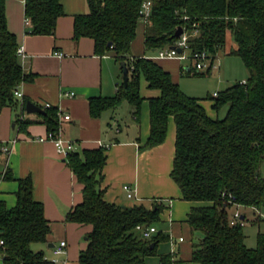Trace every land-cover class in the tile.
<instances>
[{
  "label": "trees",
  "instance_id": "1",
  "mask_svg": "<svg viewBox=\"0 0 264 264\" xmlns=\"http://www.w3.org/2000/svg\"><path fill=\"white\" fill-rule=\"evenodd\" d=\"M62 1L26 0L29 33L54 36L58 19L65 16ZM146 1L87 0L89 12L75 17L73 39H92L98 56L113 53L129 72L128 85L123 83L115 97L91 100V115L99 117L105 110L128 102L139 122L145 100L141 96L142 81L151 90L160 91L159 97L149 100L151 130L142 150L165 143L173 118L176 153L171 177L184 201L206 204L193 208L188 215L187 223L197 238L192 261L264 264V233L258 234L256 247L250 248L246 244L247 217L243 220L240 213L242 221L233 224L238 208L259 211L264 207V0H150L151 16L144 24L149 51L158 53L172 47L180 38L175 36L179 28L190 35L197 32L188 42L191 55L205 52L215 61L226 51L230 37L237 45L230 54L242 60L249 77L210 98L218 114L215 120L200 100L185 94L160 64L132 57ZM209 73L195 74L206 77ZM30 77L21 64L17 37L8 28L6 0H0V112L20 105L16 92ZM26 103L22 101L23 110ZM45 112L40 116L41 123L48 132H58L59 110L53 107ZM35 123L18 116V132L26 133ZM4 146L0 142V164ZM66 161L83 186V201L70 211L67 221L91 227L80 264H146L148 258L157 256L160 264H184L173 254L159 255L158 247L169 240L167 235L160 232L145 239L137 231L138 226H158L164 205L152 210L143 206L127 209L105 200L100 187L107 162L104 149L75 151ZM4 179L14 180L11 169ZM17 199L12 209L0 202L3 264H53L43 250L32 249L33 244L47 243L51 227L43 204L34 198L31 178L19 181ZM232 209L236 210L233 214ZM260 220L258 217L253 222Z\"/></svg>",
  "mask_w": 264,
  "mask_h": 264
},
{
  "label": "crops",
  "instance_id": "2",
  "mask_svg": "<svg viewBox=\"0 0 264 264\" xmlns=\"http://www.w3.org/2000/svg\"><path fill=\"white\" fill-rule=\"evenodd\" d=\"M25 3L26 0H6L8 28L16 35L19 48L25 51L24 56L20 55V60L24 72L31 77L19 88L23 95L18 98L20 105L16 109L5 107L0 112V142L10 148L9 154L4 155L0 164V202H4L8 209L14 208L18 200L19 181L31 178L34 198L43 204L51 227L47 243L37 247V250H43L49 261L80 264V254L87 247L86 237L91 227L70 223L67 216L83 201V186L68 166L66 158L58 153L55 144L39 141L48 134L46 125L41 123V115L29 114L26 106L25 110L21 107L24 100L44 110L46 105H52L62 115L59 119L61 137L75 143L76 152L100 148L105 150L107 162L100 186L105 193V200L127 209L143 206L152 210L156 205H164L166 208L160 216L161 226L156 227L157 234L162 232L169 240L159 245V255L173 254L184 264H199L192 261L194 234L187 221L193 208L206 204L184 201L180 188L171 177L176 153L174 119L169 120L165 143L142 150L151 130L149 100L159 97L160 91L151 90L148 83L142 81L141 96L145 100L139 122L133 114L134 108L128 102L118 108L105 110L99 117H93L91 100L115 97L124 83V73L113 53L98 56L92 39H73L75 17L89 12L87 0L62 1L65 16L58 19L54 36L29 33ZM236 48L237 45L230 37L224 53L234 56L230 53ZM131 52L132 57L156 61L189 95L184 90L186 83L183 81L196 76L193 63L177 59H156L157 53L146 48L144 24L139 27ZM70 93L75 95H67ZM215 94L218 92H214V97ZM197 99L210 118H218L213 108L214 101L207 103ZM18 116L36 123L26 133H20L16 124ZM65 116H70V120L64 119ZM8 169H11L14 180L4 179ZM126 185L134 189L133 199L128 198L124 189ZM239 209L242 208L237 209L242 219L247 217L246 229L253 220L247 212ZM251 211L262 219V209ZM259 233L262 232L259 230L254 244L249 243V236L246 235L248 247H256ZM62 241L67 242L66 253L56 256L54 249ZM0 264H3L1 253ZM146 264H160V257L148 258Z\"/></svg>",
  "mask_w": 264,
  "mask_h": 264
},
{
  "label": "built area",
  "instance_id": "3",
  "mask_svg": "<svg viewBox=\"0 0 264 264\" xmlns=\"http://www.w3.org/2000/svg\"><path fill=\"white\" fill-rule=\"evenodd\" d=\"M151 10H152V2L150 0H148L143 4L142 11H141V22L143 24H146L148 22V20L151 16ZM196 35H197V32L194 33V35L193 34L190 35L188 32H184L183 35L177 40V42L172 47L159 51L155 58L161 59V60L177 59L180 61H190L193 63L194 70L198 73H207V72H210L212 70L217 69L218 66L216 65V62L213 61V59L207 53L202 52V53H198L195 55L190 54V48H189L188 42H189V39L191 38V36H196ZM178 50H181L182 53H179ZM24 54H25L24 49L19 48V55L24 56ZM60 56L62 57V55H60ZM67 95L74 96L75 93H70ZM217 95L218 94H215V97ZM16 96L18 98H22L23 95L21 94L20 91H17ZM51 108H53L52 105H46L45 110L51 109ZM61 117H62V115L59 112V119ZM64 119L70 120V116H65ZM39 141H41V142H44V141L53 142L57 148L58 153L65 158H67L70 153L75 152V150H76L75 143H73L71 141H65L61 137V131L60 130L56 133L48 132L46 137L40 138ZM15 142L16 141H14L13 143H15ZM9 152H10V148L5 145L3 147V153L5 155H8ZM124 189L127 192L129 199H133L135 197V191L129 185H126L124 187ZM240 221H242L241 220V214L239 212H237L234 215L233 224L238 223ZM137 231L140 232L142 237L145 239L152 238L158 232L157 227H155V226H151L148 228L138 226ZM2 244H3V242H1V245ZM66 249H67V242L62 241L59 244V246L55 247L54 254L56 256L63 255L66 253ZM52 263L53 264H64L63 262H60L57 260H53Z\"/></svg>",
  "mask_w": 264,
  "mask_h": 264
},
{
  "label": "rangeland",
  "instance_id": "4",
  "mask_svg": "<svg viewBox=\"0 0 264 264\" xmlns=\"http://www.w3.org/2000/svg\"><path fill=\"white\" fill-rule=\"evenodd\" d=\"M216 63L218 65V68L215 69L211 73V75L205 78H199L197 76H193L192 78H185L183 82L186 83L184 87L186 93H188L190 96L202 99L203 102L210 103L212 101L210 97H214L215 91L220 93L228 89L229 86H233V84H235L236 82L248 79L249 77V72L239 57L228 56L224 52H221L217 56ZM126 104L127 103H125V105ZM225 110L226 108L222 110V112L220 113V117H222L223 113H225ZM261 172L264 177V163L262 164ZM235 209L231 210L232 214L236 211ZM239 210L247 212L249 214V218H251V220L253 221L258 219L259 217L258 214L255 215L254 212L250 209ZM262 212L263 216L260 222L254 223L252 221L250 224L247 225V228L245 229L246 235L249 236V243H255V239L259 230L264 233V207L262 208ZM160 226L161 225L159 224L158 227L160 228ZM196 239V236H194L193 242H195ZM39 246L40 244H33L32 249L36 251L37 247ZM252 248H254V245H252Z\"/></svg>",
  "mask_w": 264,
  "mask_h": 264
},
{
  "label": "water",
  "instance_id": "5",
  "mask_svg": "<svg viewBox=\"0 0 264 264\" xmlns=\"http://www.w3.org/2000/svg\"><path fill=\"white\" fill-rule=\"evenodd\" d=\"M183 35V29L182 28H179L175 34V36L177 38L181 37ZM179 53H182L181 50H178ZM122 68L124 69V84L127 86L128 85V80H129V77H128V69L126 67V64L125 63H122ZM26 111L27 113L29 114H40V115H45L46 112L44 109H42L41 107H38L37 105H35L34 103H32L31 101L27 102L26 104Z\"/></svg>",
  "mask_w": 264,
  "mask_h": 264
}]
</instances>
